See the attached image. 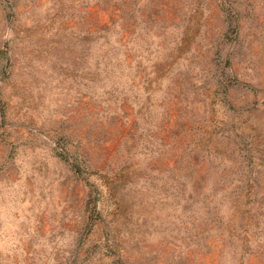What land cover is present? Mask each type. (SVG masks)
Returning <instances> with one entry per match:
<instances>
[{
  "label": "rangeland",
  "instance_id": "obj_1",
  "mask_svg": "<svg viewBox=\"0 0 264 264\" xmlns=\"http://www.w3.org/2000/svg\"><path fill=\"white\" fill-rule=\"evenodd\" d=\"M0 264H264V0H0Z\"/></svg>",
  "mask_w": 264,
  "mask_h": 264
}]
</instances>
